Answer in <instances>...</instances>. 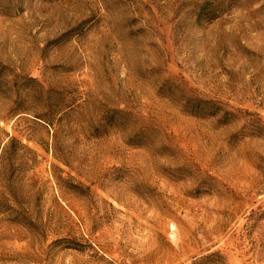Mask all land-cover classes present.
I'll use <instances>...</instances> for the list:
<instances>
[{
  "label": "rangeland",
  "instance_id": "374dc122",
  "mask_svg": "<svg viewBox=\"0 0 264 264\" xmlns=\"http://www.w3.org/2000/svg\"><path fill=\"white\" fill-rule=\"evenodd\" d=\"M0 264H264V0H0Z\"/></svg>",
  "mask_w": 264,
  "mask_h": 264
}]
</instances>
